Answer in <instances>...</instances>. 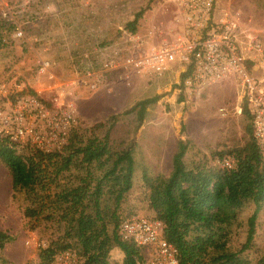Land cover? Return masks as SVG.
<instances>
[{
	"label": "rangeland",
	"instance_id": "obj_1",
	"mask_svg": "<svg viewBox=\"0 0 264 264\" xmlns=\"http://www.w3.org/2000/svg\"><path fill=\"white\" fill-rule=\"evenodd\" d=\"M14 1L17 0H0V18L5 14L6 4ZM49 3L50 9L41 22L25 30L24 38L8 31L6 43L0 47V80L17 79L53 107L61 101L72 102L76 113L74 130L83 140L90 136L94 123L121 113L138 99L158 96L139 125L130 113L119 116L110 131L111 147L118 150L131 144L133 159V186L118 209L120 216L153 215L142 174L158 176L160 181L165 178L171 170L172 154L179 138L192 142L185 157L188 164L202 156L212 161V152L245 143L248 119L241 112V88L237 80L231 77L199 90L188 88L181 82L185 70L178 61L160 76L126 79L109 73L96 90L78 88L70 95L67 83L75 77L77 65H82L79 53L96 46L105 47L99 57L126 51L143 53L176 41L182 34V26L173 0H51ZM142 8L145 11L136 31L131 33L124 26ZM224 11L236 16L242 29L250 30L264 43V0H216L215 13ZM40 57L51 62L44 73L37 70ZM96 132L100 136L104 131ZM70 174V182L76 184L84 173L73 167ZM26 205L23 191L12 190L10 174L0 162V230L13 236L0 249V264H41L40 249L63 236V222L48 221L42 216L27 217ZM253 208L252 203L247 204L238 221L232 224L230 250L239 249L244 242L247 218ZM245 254L252 260L264 255V206L256 219L252 247ZM122 256L118 248H113L110 264H121Z\"/></svg>",
	"mask_w": 264,
	"mask_h": 264
},
{
	"label": "trees",
	"instance_id": "obj_2",
	"mask_svg": "<svg viewBox=\"0 0 264 264\" xmlns=\"http://www.w3.org/2000/svg\"><path fill=\"white\" fill-rule=\"evenodd\" d=\"M49 1L17 0L10 4L24 32L41 22L50 9ZM144 11L142 8L135 12L125 29L134 33ZM10 30L13 32L14 24L4 14L0 18V47L5 45ZM93 49L78 54L82 65H77L74 72L102 66L105 57L99 55L105 47ZM109 73L119 74V71L104 73L102 81ZM188 73L189 70L181 73V82ZM0 82L20 81L6 78ZM24 92L36 94L27 86ZM157 99L158 96L138 99L121 113L94 123L85 140L74 130L75 123L59 151L44 153L30 144H17L0 137V162L10 174L12 190L23 191L25 195L24 215L42 216L65 225L62 237L40 249L41 264H50L64 250L75 252L78 264H110L113 248L122 252L121 264H146L147 250L132 240L122 239L118 232L121 222L130 217L120 216L118 209L133 186L134 168L131 144L113 149L110 131L119 116L130 113L139 125L148 106ZM241 112L248 119L245 125L248 136L242 146L214 151L212 161L202 156L188 164L185 157L192 142L179 138L172 154L171 170L165 178L160 181L158 176L142 174L153 211L148 217L162 222V237L176 247L178 264H264V255L252 260L245 254L252 247L256 219L264 206V156L253 136L251 115L244 100ZM97 130L104 132L99 136ZM223 158L233 160V166L227 168L216 162ZM73 167L84 173L76 184L69 180ZM250 203L254 208L247 218L245 240L239 249L230 250L231 226ZM12 239V235L0 230V249Z\"/></svg>",
	"mask_w": 264,
	"mask_h": 264
},
{
	"label": "built area",
	"instance_id": "obj_3",
	"mask_svg": "<svg viewBox=\"0 0 264 264\" xmlns=\"http://www.w3.org/2000/svg\"><path fill=\"white\" fill-rule=\"evenodd\" d=\"M173 2L182 26V34L176 41L143 53L116 52L105 57L99 68L75 72V77L67 83L70 95L76 87L96 90L106 72L119 71V77L123 75L126 79L160 76L176 61L183 64V70H189L183 81L188 88L199 90L232 77L240 85V99L246 102L253 136L264 156V43L250 30L242 29L236 16L227 11L216 14V0ZM13 8L6 4L4 13L14 24L13 35L24 38V29L15 19ZM49 67V60L38 59L39 73ZM256 70L261 75H256ZM24 87L22 83L0 82V137L17 144H30L44 153L59 151L76 123L73 103L61 101L53 107L38 94L25 93ZM216 162L227 168L233 166L229 158ZM162 227L158 219L132 215L121 222L118 232L122 239L132 240L147 250L146 264H178L177 249L162 237ZM76 262V253L64 250L55 255L52 264Z\"/></svg>",
	"mask_w": 264,
	"mask_h": 264
},
{
	"label": "crops",
	"instance_id": "obj_4",
	"mask_svg": "<svg viewBox=\"0 0 264 264\" xmlns=\"http://www.w3.org/2000/svg\"><path fill=\"white\" fill-rule=\"evenodd\" d=\"M256 72H258V70H256L254 73H256ZM256 74H257V73H256ZM259 74L261 75V71H259V73H258L257 75H259Z\"/></svg>",
	"mask_w": 264,
	"mask_h": 264
}]
</instances>
